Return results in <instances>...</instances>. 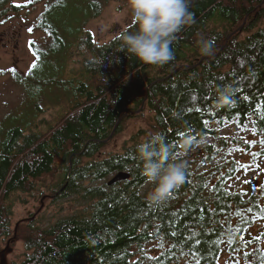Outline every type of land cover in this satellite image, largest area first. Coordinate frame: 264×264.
<instances>
[{
  "label": "trees",
  "instance_id": "trees-1",
  "mask_svg": "<svg viewBox=\"0 0 264 264\" xmlns=\"http://www.w3.org/2000/svg\"><path fill=\"white\" fill-rule=\"evenodd\" d=\"M70 1L29 3L46 2L37 24L51 37L42 51L30 45L36 64L64 46L46 18ZM86 1L84 27L107 3L129 0ZM27 7L0 0V19ZM188 9L190 22L170 44L174 59L162 65L121 51V36L137 31L134 21L101 45L86 32L78 42L88 55L84 75L57 125L47 135L16 126L0 136V241L20 234L25 253L18 264H220L223 255L232 264H264V180L232 190L231 178L245 165L228 158L251 147L264 158V0H188ZM201 42L210 55L201 54ZM226 84L234 103L217 110L218 89ZM142 105L152 114L149 132L139 130L120 152L72 168L79 155H98L120 116L126 115L116 133ZM229 126L248 133V141L219 138ZM153 133L163 137L171 159L186 164L184 184L160 204L147 199L155 185L143 176L137 152ZM188 139L193 144L185 151ZM205 140L211 142L203 146ZM54 171L62 179L53 197L74 192L81 208L49 228L19 223L12 229V196L36 191ZM119 172L129 180L107 186Z\"/></svg>",
  "mask_w": 264,
  "mask_h": 264
},
{
  "label": "rangeland",
  "instance_id": "rangeland-1",
  "mask_svg": "<svg viewBox=\"0 0 264 264\" xmlns=\"http://www.w3.org/2000/svg\"><path fill=\"white\" fill-rule=\"evenodd\" d=\"M32 1L34 0H11L14 5L28 7L10 14L6 20L0 19V136L16 126L21 127L25 133L30 129L32 132L47 135L73 103L74 90L81 75H84L82 65L88 55L84 48L78 45L80 38L87 32L92 36L93 43L101 45L122 32L133 21L129 1L109 2L84 27L85 24H82L87 21L89 13L87 1L71 0L52 20L46 18L61 34L60 41L64 46L58 47L54 54L44 57L36 64L35 53L30 45L40 46L37 51H42L48 46L51 37L37 24V19L46 10V2L30 6ZM56 44L59 46L60 42ZM33 64L36 66L33 67ZM13 69L15 71H12ZM142 111L128 117L120 132L110 134L98 155L92 159L79 155L78 162L72 159V168L78 170L90 161L120 152L124 144L139 130L149 132L152 114L144 106ZM232 137L249 139L248 133L233 126L225 128L219 135V138ZM210 142L211 140H205L202 145H208ZM256 149L251 147L245 151H232L228 155L229 159H238L245 165L242 173L231 178L229 183L232 190L238 187L248 189L250 184L256 185L264 180V158L252 153ZM217 163L218 166L223 164L220 160ZM58 173L54 171L52 175L44 177L37 184L36 191L16 193L12 196V229L19 223H24V227L34 223L40 228H49L81 208L80 195H75L74 192L62 198L53 197L54 187L62 179V174ZM109 179L111 175L105 182ZM102 184L101 181L97 182V185ZM256 231L258 228L252 230L254 235ZM13 236L12 232L10 239ZM19 237L20 234L17 233L14 240L0 241L1 251L4 250L0 253V263L2 259L5 264H18L23 260L25 250ZM235 262V259L227 255L220 258V264Z\"/></svg>",
  "mask_w": 264,
  "mask_h": 264
},
{
  "label": "clouds",
  "instance_id": "clouds-1",
  "mask_svg": "<svg viewBox=\"0 0 264 264\" xmlns=\"http://www.w3.org/2000/svg\"><path fill=\"white\" fill-rule=\"evenodd\" d=\"M133 21L138 25L135 33L121 36V51L131 53L147 65H162L174 59L170 44L175 34L190 22L191 13L188 0H129ZM202 55H210L211 47L201 42ZM234 89L226 84L218 89L215 108L230 107L234 103ZM191 139L184 141V149L192 147ZM138 158L142 164V174L154 184L147 199L154 204L167 200L169 193L185 182L184 161L170 158V148L159 133L137 146Z\"/></svg>",
  "mask_w": 264,
  "mask_h": 264
},
{
  "label": "water",
  "instance_id": "water-1",
  "mask_svg": "<svg viewBox=\"0 0 264 264\" xmlns=\"http://www.w3.org/2000/svg\"><path fill=\"white\" fill-rule=\"evenodd\" d=\"M241 29H242V28H240L238 31H240ZM142 109H143V105H142V107H141L137 112H135V113H139V112H141ZM124 116H125V114H123V115L120 116V118L118 119V121H117L116 124H115V127H114L113 132L111 133V135H112V134L114 133V131L117 129L119 123H120L121 120L124 118ZM129 178H130V176H129L128 174H126V173H124V172H119V173H117L114 177H112V178L108 181L107 185H108V186H112V185H114V184H116V183H118V182L126 181V180H128ZM3 262H4V260L2 259L1 263H3Z\"/></svg>",
  "mask_w": 264,
  "mask_h": 264
},
{
  "label": "bare ground",
  "instance_id": "bare-ground-1",
  "mask_svg": "<svg viewBox=\"0 0 264 264\" xmlns=\"http://www.w3.org/2000/svg\"><path fill=\"white\" fill-rule=\"evenodd\" d=\"M126 174H127V173H126ZM115 175H116V174H115ZM115 175H113L112 177H114ZM112 177H111V178H112ZM109 180H110V179H109ZM109 180H108V181H109ZM128 180H129V179H128ZM108 181H107V183H108ZM126 181H127V180H126ZM122 182H124V181H122ZM118 183H120V182H118ZM116 184H117V183H116ZM114 185H115V184H114ZM107 186H108V185H107ZM0 264H5V262L0 263Z\"/></svg>",
  "mask_w": 264,
  "mask_h": 264
},
{
  "label": "snow or ice",
  "instance_id": "snow-or-ice-1",
  "mask_svg": "<svg viewBox=\"0 0 264 264\" xmlns=\"http://www.w3.org/2000/svg\"><path fill=\"white\" fill-rule=\"evenodd\" d=\"M19 6V5H18ZM29 31L31 32L32 31V29H29ZM30 43H33V42H30ZM36 65L35 64H33V67H35ZM12 71H15L14 69L12 70ZM171 195V193H169V196Z\"/></svg>",
  "mask_w": 264,
  "mask_h": 264
}]
</instances>
